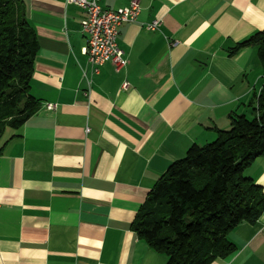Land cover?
I'll list each match as a JSON object with an SVG mask.
<instances>
[{
	"label": "crops",
	"instance_id": "0c3cea01",
	"mask_svg": "<svg viewBox=\"0 0 264 264\" xmlns=\"http://www.w3.org/2000/svg\"><path fill=\"white\" fill-rule=\"evenodd\" d=\"M23 1L39 43L31 93L41 106L0 139V264H167L131 225L173 162L228 130L230 114L252 116L264 66L255 47L231 52L264 30V0H140L138 21L118 37L126 68L106 63L95 76L85 10ZM245 173L264 192V158ZM228 239L236 251L211 264H264V212Z\"/></svg>",
	"mask_w": 264,
	"mask_h": 264
},
{
	"label": "trees",
	"instance_id": "16d2710c",
	"mask_svg": "<svg viewBox=\"0 0 264 264\" xmlns=\"http://www.w3.org/2000/svg\"><path fill=\"white\" fill-rule=\"evenodd\" d=\"M255 47L264 66V30L231 54ZM39 49L23 0H0V139L40 108L31 93ZM252 117L229 115L230 128L205 145L193 144L173 162L140 207L131 228L167 264H211L235 251L228 234L264 212V192L246 170L264 158V82L250 103ZM3 148L0 147V155Z\"/></svg>",
	"mask_w": 264,
	"mask_h": 264
},
{
	"label": "built area",
	"instance_id": "2783aa9c",
	"mask_svg": "<svg viewBox=\"0 0 264 264\" xmlns=\"http://www.w3.org/2000/svg\"><path fill=\"white\" fill-rule=\"evenodd\" d=\"M85 10L86 18L81 23V30L86 39L83 53L87 56L91 69V76L99 75L101 67L111 63L116 72L123 71L127 66L124 51L119 47L118 37L120 28L124 24L135 23L141 13L140 0H131L128 7L119 10H110L102 6L103 0H66ZM161 26L160 20L146 25L150 31ZM87 79V75L84 74ZM91 84L90 79H87ZM129 83H123V89H128ZM50 110L56 109V104H48ZM89 129L86 130L88 132Z\"/></svg>",
	"mask_w": 264,
	"mask_h": 264
},
{
	"label": "rangeland",
	"instance_id": "374dc122",
	"mask_svg": "<svg viewBox=\"0 0 264 264\" xmlns=\"http://www.w3.org/2000/svg\"><path fill=\"white\" fill-rule=\"evenodd\" d=\"M249 117H252V116H249ZM8 132V131H7ZM7 132L4 134V136L2 137V142L4 141V140H6V137H7Z\"/></svg>",
	"mask_w": 264,
	"mask_h": 264
}]
</instances>
